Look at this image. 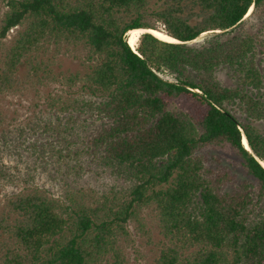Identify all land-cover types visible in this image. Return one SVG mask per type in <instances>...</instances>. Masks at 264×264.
<instances>
[{
	"label": "trees",
	"instance_id": "obj_1",
	"mask_svg": "<svg viewBox=\"0 0 264 264\" xmlns=\"http://www.w3.org/2000/svg\"><path fill=\"white\" fill-rule=\"evenodd\" d=\"M2 1L0 40L20 28L0 56V96L45 85L64 48L86 49L88 65L55 77L66 95L48 93L29 129L0 107V182L22 183L0 206V264H129L130 224L151 236L146 209L153 264H264V29L244 25L264 0ZM154 21L178 41L146 31L133 49L130 31ZM213 150L248 177L215 155L211 167ZM27 154L58 194L5 162ZM105 173L112 184L92 194L85 176Z\"/></svg>",
	"mask_w": 264,
	"mask_h": 264
},
{
	"label": "rangeland",
	"instance_id": "obj_2",
	"mask_svg": "<svg viewBox=\"0 0 264 264\" xmlns=\"http://www.w3.org/2000/svg\"><path fill=\"white\" fill-rule=\"evenodd\" d=\"M8 10L6 2L0 0V24L5 12ZM250 15V12L248 13ZM247 14V15H248ZM247 21L244 24L245 30L253 33H257L258 31H262L264 29V7L258 10L255 14L247 17ZM157 27L161 30L164 29V25L160 21H154ZM20 27H14L10 30L7 35V38L0 40L2 44H0V56L5 53L8 46L10 45L13 37L16 35L18 29ZM142 32L137 33L135 42V49L139 45L140 35ZM206 34L203 33L197 40H202L203 36ZM130 38V33L128 35V40ZM53 48V46H51ZM67 48L69 50H67ZM63 49V52L56 55V60L51 65V69L56 76H60L62 74H70L75 71H83L86 69L88 62L85 57L87 54V50L84 48H73L67 47ZM55 51L53 49L48 54L49 57H52ZM32 72H28L27 69L23 70L22 77L27 80V83H31V81L36 80V76L31 75ZM29 78H27V76ZM54 76H51L49 80H47L45 85H37V86H24L22 91H17L14 93H8L5 96H0V107L4 111L6 117V123H8L10 128H15L20 125L27 126L29 122L36 121V116L41 114L47 108V96L48 93L52 95L61 94L63 96L66 95V90L68 87L66 85H62L60 82H57ZM219 77L225 81H231L225 75V72H220ZM25 82V83H26ZM24 83V84H25ZM22 86V85H21ZM77 89L74 87L71 91ZM35 123V122H33ZM257 125L261 129H264L263 122H257ZM205 152V151H204ZM206 153V152H205ZM214 155L220 157L221 163H219ZM209 157V165L211 167H217V163L221 166H229L233 173L237 175L238 180H242L248 177L246 172L240 167L239 159L233 153H228L224 151H210L208 152ZM33 159L29 157V154L25 157L23 156V160H18V158L10 157L5 160V162L13 167V171L15 172L14 167L18 166L17 170H20L24 174L27 172H31L33 174V179L31 182L36 183L37 185L46 187L51 191V193H56L60 191L58 186H56L53 181L50 180L47 173H38L37 170H33ZM31 168V169H29ZM17 174V173H16ZM93 172H91V175ZM84 182L88 184L86 187L88 189L91 188L92 194H101V192L110 186L113 182L112 177L108 174L101 175V177L89 175L85 176ZM22 186V183H20ZM20 186V187H21ZM18 187V188H17ZM19 186L10 185L0 182V206L3 205L6 199V195L13 191H18L20 189ZM92 190H95L93 192ZM144 217L146 219L147 230L150 231L151 236H143L137 227L132 223L130 224V231L135 239L133 245H130L126 248V254L129 260V264H153L154 259L157 255V221L153 212L150 209H146L144 211Z\"/></svg>",
	"mask_w": 264,
	"mask_h": 264
},
{
	"label": "bare ground",
	"instance_id": "obj_3",
	"mask_svg": "<svg viewBox=\"0 0 264 264\" xmlns=\"http://www.w3.org/2000/svg\"><path fill=\"white\" fill-rule=\"evenodd\" d=\"M146 31H149V32H152L154 33L155 35H157L158 37H160L161 39H164V40H167V41H178L176 38H173L172 36L168 35L167 33H165V31L161 30V29H152V28H149V29H135V30H131L130 31V38H129V43L132 45V47L135 49V42L137 41V38H136V35L137 33L139 32H146ZM247 140L244 139V142L247 145Z\"/></svg>",
	"mask_w": 264,
	"mask_h": 264
},
{
	"label": "water",
	"instance_id": "obj_4",
	"mask_svg": "<svg viewBox=\"0 0 264 264\" xmlns=\"http://www.w3.org/2000/svg\"><path fill=\"white\" fill-rule=\"evenodd\" d=\"M251 10H252V9H251ZM244 139H246V140H247V138H246V136H245V135H244ZM246 142H247V145H248V146H246V148H248L249 150H251V149H250V147H249L248 141H246Z\"/></svg>",
	"mask_w": 264,
	"mask_h": 264
},
{
	"label": "clouds",
	"instance_id": "obj_5",
	"mask_svg": "<svg viewBox=\"0 0 264 264\" xmlns=\"http://www.w3.org/2000/svg\"><path fill=\"white\" fill-rule=\"evenodd\" d=\"M250 12V11H249ZM129 43V42H128ZM130 44V43H129ZM131 46V45H130ZM132 47V46H131ZM133 48V47H132ZM134 49V48H133ZM244 139V138H243Z\"/></svg>",
	"mask_w": 264,
	"mask_h": 264
}]
</instances>
